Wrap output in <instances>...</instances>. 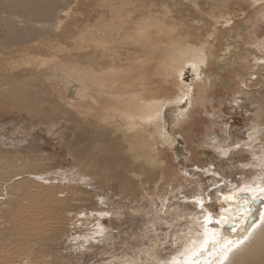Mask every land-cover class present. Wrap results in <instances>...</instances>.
<instances>
[{
    "label": "bare ground",
    "instance_id": "1",
    "mask_svg": "<svg viewBox=\"0 0 264 264\" xmlns=\"http://www.w3.org/2000/svg\"><path fill=\"white\" fill-rule=\"evenodd\" d=\"M242 2L252 14L235 11ZM260 14L264 0H0V119L63 130L74 167L51 177L0 160V264H264V39L260 55L242 49ZM217 84L252 106L244 139L214 125ZM196 111L212 132L197 144L208 160L188 170L182 132ZM216 194L237 199L207 225L210 251L192 256L205 233L193 199L213 212Z\"/></svg>",
    "mask_w": 264,
    "mask_h": 264
},
{
    "label": "rangeland",
    "instance_id": "2",
    "mask_svg": "<svg viewBox=\"0 0 264 264\" xmlns=\"http://www.w3.org/2000/svg\"><path fill=\"white\" fill-rule=\"evenodd\" d=\"M235 11L239 12V14L240 12L241 13L244 12L246 13V16H247L248 14H252V12L254 11V8H252L251 4L242 2L239 5V7L235 9ZM260 12L262 14V11ZM261 14L255 20L254 19L252 20L253 21L252 26L246 32V40L242 46V49L245 52L247 49H249L255 52V54L257 55H260L262 53V50L260 49L258 50L257 48L258 44H260V42L263 41L264 39V19L261 16ZM240 17L242 16H239V18ZM246 61L253 63V58L250 56H247ZM220 88L221 86L217 84L216 87L214 88V91H212V93L211 92L208 93V98L210 99V102H211L210 105L213 107V108L209 107L208 109L210 110L209 113H212L213 111L217 112V113H214L216 114L214 117V125H216L217 127L229 129L231 131V135H232L231 137L233 138L232 139L233 141L244 139L246 137V134L249 132L250 123H251L250 113L247 110H251L252 106L249 103H246L244 107L235 108L234 105H232L231 102L229 101L230 91L224 90L223 88L221 90ZM206 119L207 118L205 117L204 114H200L199 111H196L192 116L189 117L187 121L188 126L185 125L184 127L185 130H187V127H190L189 129H191V132L189 136L185 132H182V135L184 136V139L187 142V145L189 147V150L186 151L187 155H185V157L187 158L185 165L188 170H192L196 166L203 167L202 162L204 160H208L207 155H202L201 154L202 150H199V148L197 147L199 140L202 143H205V145H208L209 143V139H210L209 135L212 131L209 130V122H207ZM62 133H63V130L57 129L51 126L50 124H45L40 121L34 122L32 120L24 119L22 117H15L13 120L3 123L0 119V160L12 161V160H15L16 158L18 159L23 158L24 160H27L30 163V165L32 163L38 164L39 162V164L41 163L43 167L35 166L32 169L36 170V168L38 167L37 171L39 169V171L41 172V171H44V168H45L47 169L45 170L46 173L48 172L51 177L52 175L53 177H57L56 173H60L63 175L70 174L72 171H74L73 170L74 167L72 165L70 157L66 153V151L68 152V150H66V148H64L60 144L59 137H57L59 134H62ZM213 162L217 163V161H213ZM50 164L53 165L51 167L54 169L51 170ZM175 164L174 166L173 165L171 166V163H170V171H169L170 172L169 178L173 180V185L175 183H178V181H182V178L180 177L182 176L181 175L182 173L181 171L178 170L180 166L179 165L176 166ZM44 166H46L47 168ZM61 166L62 168H60L61 169L60 170L59 167ZM63 167L65 169H63ZM50 170L52 171V173ZM69 170L71 171L69 172ZM214 171L215 173L217 172L216 169ZM226 174L230 175V172L228 171ZM87 176H90L91 180L93 181L95 180L94 182H96V178L93 179L91 175H87ZM205 179L206 178L202 176L199 178L201 182H204ZM236 179H238L237 175H236ZM51 183H57V181L53 180L51 181ZM193 185L189 186L187 189H184V191L192 189ZM81 188H82V191L84 190L86 195L87 193L89 194L91 191L89 190V187L85 189L83 185ZM85 190H89V191L87 192ZM91 192H93V190ZM90 194L93 195V193H90ZM177 194L178 193H176V195ZM219 194L223 196L228 195V193L225 190L220 191ZM218 196H219L218 194L213 195L212 199L210 200L214 203H217V205L212 207L213 209L212 213L214 214L213 217H215L216 220H219L218 218L222 216L221 215L222 213L220 211L222 209L221 207L225 209H229L232 207V204L234 202V200L232 201L230 200L228 201L227 199L223 200ZM177 197H181V195H178ZM132 206L138 209L139 206L142 207V204L138 201L132 204ZM148 206L149 205H145L144 208ZM129 207L130 206H128L127 208ZM102 215H103L101 216L102 219L100 218L98 222L100 226L107 227V228L116 227L115 223L112 221V219L107 213H104V214L102 213ZM143 223L144 222H141L140 219H138L137 221L138 226L139 225L142 226ZM236 232H237V228L236 229L232 228L230 230V233L232 234L236 235ZM230 236L231 235L229 234V237ZM61 245L64 246L62 243Z\"/></svg>",
    "mask_w": 264,
    "mask_h": 264
},
{
    "label": "snow or ice",
    "instance_id": "3",
    "mask_svg": "<svg viewBox=\"0 0 264 264\" xmlns=\"http://www.w3.org/2000/svg\"><path fill=\"white\" fill-rule=\"evenodd\" d=\"M236 147H239V145H236ZM212 175H215V173H212ZM241 191L243 192L244 189H241ZM261 191H264V189H261ZM226 199L236 200L237 197L229 196V197H226ZM209 203H210V200H209ZM193 204L198 205L200 207L201 215L203 216V221H202L201 226L205 228L204 239H203L201 246L198 249L192 250L190 253L192 256H198L204 252L210 251L208 247L210 243L211 244L216 243L215 230L207 228V225L212 223L214 214L211 211H209L208 208L205 207L204 199L202 196L195 197L193 199ZM261 218L264 219V216H262ZM223 219H226V218L223 216L219 217V220H223ZM219 220L217 222H219ZM193 243H195V241H193ZM187 251L188 250L186 249V252ZM181 255H184V253H181ZM169 264H178V262L174 259L172 262H169ZM185 264H188V262L186 261ZM193 264H199V262L195 261L193 262Z\"/></svg>",
    "mask_w": 264,
    "mask_h": 264
}]
</instances>
